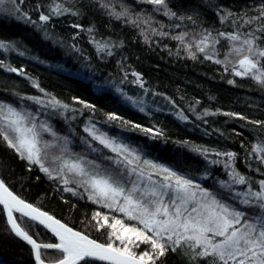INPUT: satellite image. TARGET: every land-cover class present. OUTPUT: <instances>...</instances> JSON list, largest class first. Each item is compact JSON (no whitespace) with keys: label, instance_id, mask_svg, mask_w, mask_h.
Returning <instances> with one entry per match:
<instances>
[{"label":"snow or ice","instance_id":"6c2138e0","mask_svg":"<svg viewBox=\"0 0 264 264\" xmlns=\"http://www.w3.org/2000/svg\"><path fill=\"white\" fill-rule=\"evenodd\" d=\"M24 2L0 0V14L22 20L44 32L46 38H51L45 26L53 17H78L81 14L75 4L67 6L68 0H51L47 12L41 5L36 6L38 18L34 20L23 10ZM90 2L98 5L110 18L124 19L125 23L136 27L141 22L150 23L152 19L148 17L141 21L142 13L133 18L123 5V11H116L104 0ZM139 2L152 5L153 12L181 22L170 27L179 28L187 20L200 28L199 14L195 11L178 14L169 6L168 0ZM6 3L8 7H5ZM250 11L255 14L250 15ZM216 16L221 25H230L232 30L200 28L191 39L188 31L170 35L153 28L152 34L178 41L188 59L210 61L220 65L225 74L249 79L264 89V2L238 12L219 7ZM72 27L90 35L94 32L93 27L83 29L78 23ZM164 27L161 25V29ZM224 42L226 48L221 53L218 45L225 47ZM90 43L101 59L112 56L114 48L122 47L120 42L96 40L94 36ZM72 49L79 51L75 45ZM0 52L25 55L21 41L4 38H0ZM0 69L28 78L23 67H13L3 60H0ZM131 76L134 79L130 83L142 89L144 95H129L120 86L128 82V73L119 83L110 81L108 86L134 109L150 115L147 110L151 105L144 98L149 89L139 73L133 71ZM31 83L32 87L44 93L35 81ZM227 83L236 86L235 79H229ZM45 95L48 96L46 100L37 96H20L19 99L50 108L61 116L65 112L81 111L54 96ZM152 95L160 94L152 92ZM164 99L176 107L168 97ZM73 103L93 113L96 111L95 105L79 98L74 97ZM155 110L161 111L160 108ZM189 110L195 114L196 120L204 123H207L205 117L221 114L253 125V130L261 135L248 151L246 163L249 171L264 177V138H261L264 136V120H251L239 113L220 110L211 112L204 109L201 113L194 105H189ZM38 115L39 111L34 113L24 106L18 108L0 101V143L14 150L18 158L26 162L28 171L36 167L49 180L58 182L63 192L120 215L109 217L100 211L93 213L95 230L108 229L106 235L101 233L105 235L102 242L26 202L0 179V213L6 217L8 230L30 246L34 264H163L162 258L169 253L182 256L184 264H264V178L254 179L239 170L236 167L238 153L182 141V146L199 155L207 165L204 173L193 177L148 158L142 147L128 142L129 138L110 135L91 118L83 128L87 136L81 137L85 150L73 152L69 147L72 143L69 137L59 135L46 120H38ZM176 116L181 122H190L183 110L178 109ZM105 122H118L124 130H138L149 139L165 135L156 125L145 127L115 113H105ZM45 134L52 139L45 140ZM52 149L56 150L51 152V164L54 166L48 164L49 150ZM252 161L257 164L254 169ZM212 167L222 168L226 178L215 179L214 186L208 187L202 181L213 178L208 171ZM39 226L50 233L47 240H38L31 234Z\"/></svg>","mask_w":264,"mask_h":264},{"label":"trees","instance_id":"16d2710c","mask_svg":"<svg viewBox=\"0 0 264 264\" xmlns=\"http://www.w3.org/2000/svg\"><path fill=\"white\" fill-rule=\"evenodd\" d=\"M50 2L51 0H25L22 7L35 20L38 18L36 6L41 5L42 10L47 12ZM104 2L112 4L116 11H123L121 5L127 7L133 18H136V14L142 13L141 21L148 17L152 19L150 23L141 22L140 26L136 27L125 23L124 19L110 18L90 0H68L67 6L75 4L81 14L78 17L70 15L53 17L45 26L48 36L51 37L46 38L44 32L22 20L18 21L14 17L0 14V38L21 41L22 50L25 51L24 56L16 52H0V60L13 67H23L28 77L0 69V101L35 111L37 105L31 101H22L19 97H41L47 93L69 104L73 109H81L79 112H65L64 116L59 117L46 115L60 134L65 132L66 135L68 133L66 130H69L74 136L86 137L87 134L82 130L84 123L91 118L97 122L98 127L110 135L129 138L128 142L142 147L148 158L178 172L198 177L207 168L199 155L181 145L182 141L187 140L210 149L236 152L238 153L236 167L239 170L254 179L264 178L254 171H249L246 163L248 151L256 142L257 136L261 135L253 130V125L221 114L205 117L207 123H204L202 120H196L195 114L189 110V105H194L196 111L201 113L204 109L211 112L220 110L239 113L251 120H264V89L249 79L225 74L220 65L210 61L202 58L188 59L178 41L152 34L153 28L168 32L170 35L188 31L191 39L200 28H216L228 32L232 30L231 26L221 25L216 16L219 7L238 12L241 9L258 7L264 0H168L169 6L178 14L197 12L200 28L187 20L179 28L170 27L181 22L153 12L152 5L140 3L139 0ZM5 7H8L7 3ZM249 14L254 15L255 12L250 11ZM74 23L82 25L83 29L93 27V34L74 29L72 27ZM161 25L165 27L161 29ZM93 36L96 40L120 42L122 47L114 48L112 56L101 59L94 45L90 43ZM224 43L225 47L218 45L221 53L226 48V42ZM72 45L79 51H74ZM133 71L141 75L145 87L149 89V93L144 96L146 101L153 96L152 92L158 93L160 95L155 96L156 100L165 103L164 110H147L151 114L145 115L126 103L114 88L108 86L110 81L119 83L125 73H128V82L120 86L129 95H144L142 89L130 83L134 79L131 76ZM229 79H235L236 86L228 84ZM31 81H35L44 93L32 87ZM74 97L95 105L96 111L93 113L90 109H82L81 105L74 104ZM164 97L173 101L176 107L174 108ZM196 101H199V104H196ZM178 109L188 115L190 122H181L177 118ZM105 113H115L149 128L156 125L165 135L163 138L149 139L138 130L126 131L118 126V122L111 124L105 122ZM72 116L75 117L74 124L63 121ZM78 150L84 151L85 146L81 143ZM251 163L253 169L257 167L254 161ZM208 171L213 178L202 181L208 187L214 186L215 179L226 178L220 167H212ZM0 179L26 202L48 212L76 230L87 232L94 239L102 242L105 240L108 229L104 228L97 232L96 222L92 220L93 213L103 208L90 203L87 199L63 192L58 182L49 180L36 167L28 171L26 162L20 160L14 150L9 149L4 143H0ZM31 234L38 240H47L50 236L40 227L34 229ZM143 247L142 245L141 248ZM162 260L163 264H184L182 256L172 253ZM0 264H33L30 247L8 230L2 213H0Z\"/></svg>","mask_w":264,"mask_h":264},{"label":"rangeland","instance_id":"374dc122","mask_svg":"<svg viewBox=\"0 0 264 264\" xmlns=\"http://www.w3.org/2000/svg\"><path fill=\"white\" fill-rule=\"evenodd\" d=\"M40 98H42V100H46L48 97L47 96H41ZM146 100V99H145ZM147 102L150 103L151 107L148 109L149 111H156L155 109L156 108H160L161 110H164L165 108V103L163 102H157L156 100V97L155 96H151L148 98ZM158 103L162 104V105H159ZM164 104V105H163ZM36 105V104H35ZM37 109H35V111H32V112H37L39 111V115H38V120H46L51 126L53 125L49 120H48V117L46 115H50L52 117H55V116H61L57 111H54L50 108H45V107H41L40 105H37L36 106ZM64 116V114H63ZM68 120L66 119H63L64 122L67 121L68 124H74L75 122V117L72 116V117H69L67 118ZM84 126H85V123H84ZM53 127V126H52ZM71 127H69L70 129ZM84 128V127H83ZM54 131H56V129L53 127ZM72 130V128L70 129ZM83 131V130H82ZM59 135L61 136H68L69 139L72 141V143L69 145L70 149L73 151V152H76V153H80V152H83V151H79V147H80V144H81V137L80 136H74L69 130H66V132H68L66 135H64L65 132H63L62 134H60L58 131H56ZM70 133V134H69ZM44 139L45 140H51L52 137L48 136L47 134L44 135ZM50 151V156H49V160H48V164L50 166H54L51 164V152H55L56 150L55 149H52V150H49ZM100 207V206H99ZM100 210V209H99ZM103 214H107L109 215V217L113 216V215H116V216H119L120 214L118 213H112L110 212L108 209H102L100 210ZM103 222V221H101ZM131 223V222H130Z\"/></svg>","mask_w":264,"mask_h":264},{"label":"water","instance_id":"95a60500","mask_svg":"<svg viewBox=\"0 0 264 264\" xmlns=\"http://www.w3.org/2000/svg\"><path fill=\"white\" fill-rule=\"evenodd\" d=\"M0 208H2V206H0ZM4 218H5V221H6V217L4 216ZM41 229H43V227L42 226H39ZM44 231H46L45 229H43ZM47 232V231H46ZM50 234V233H49ZM14 235V234H13ZM29 246V245H28ZM30 247V246H29ZM32 260H33V264H34V259H33V257H32Z\"/></svg>","mask_w":264,"mask_h":264}]
</instances>
